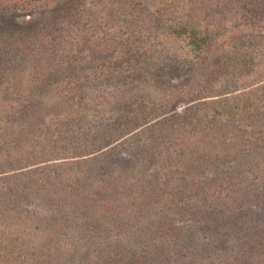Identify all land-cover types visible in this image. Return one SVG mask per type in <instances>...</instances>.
<instances>
[{
  "label": "rangeland",
  "instance_id": "obj_1",
  "mask_svg": "<svg viewBox=\"0 0 264 264\" xmlns=\"http://www.w3.org/2000/svg\"><path fill=\"white\" fill-rule=\"evenodd\" d=\"M0 264H264V0H0Z\"/></svg>",
  "mask_w": 264,
  "mask_h": 264
},
{
  "label": "trees",
  "instance_id": "obj_2",
  "mask_svg": "<svg viewBox=\"0 0 264 264\" xmlns=\"http://www.w3.org/2000/svg\"><path fill=\"white\" fill-rule=\"evenodd\" d=\"M136 194L142 196V192L140 191H137Z\"/></svg>",
  "mask_w": 264,
  "mask_h": 264
}]
</instances>
